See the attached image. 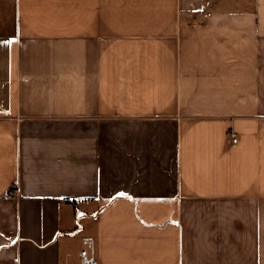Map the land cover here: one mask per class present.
I'll return each instance as SVG.
<instances>
[{"label":"crops","instance_id":"obj_1","mask_svg":"<svg viewBox=\"0 0 264 264\" xmlns=\"http://www.w3.org/2000/svg\"><path fill=\"white\" fill-rule=\"evenodd\" d=\"M86 234L98 264H264V0H0V264Z\"/></svg>","mask_w":264,"mask_h":264},{"label":"built area","instance_id":"obj_2","mask_svg":"<svg viewBox=\"0 0 264 264\" xmlns=\"http://www.w3.org/2000/svg\"><path fill=\"white\" fill-rule=\"evenodd\" d=\"M232 141L237 142L238 138L235 133H231ZM17 181H15L13 188L5 191L6 196L15 197L17 195ZM81 247L79 250V260L76 264H98L97 258V238L94 234L83 235L81 240Z\"/></svg>","mask_w":264,"mask_h":264},{"label":"rangeland","instance_id":"obj_3","mask_svg":"<svg viewBox=\"0 0 264 264\" xmlns=\"http://www.w3.org/2000/svg\"><path fill=\"white\" fill-rule=\"evenodd\" d=\"M78 208H79V209H77L78 215L79 214H86V210H84L82 207H79V206H78Z\"/></svg>","mask_w":264,"mask_h":264}]
</instances>
